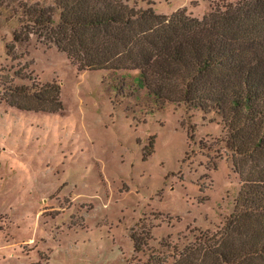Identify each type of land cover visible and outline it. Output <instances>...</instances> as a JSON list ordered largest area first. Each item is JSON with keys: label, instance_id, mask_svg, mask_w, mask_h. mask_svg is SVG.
<instances>
[{"label": "rangeland", "instance_id": "rangeland-1", "mask_svg": "<svg viewBox=\"0 0 264 264\" xmlns=\"http://www.w3.org/2000/svg\"><path fill=\"white\" fill-rule=\"evenodd\" d=\"M152 1L158 14L186 10L201 20L241 0ZM19 29L0 8V69L57 81L63 108L34 112L0 101V264H128L147 258L135 253L133 232L166 250L163 239L183 248L197 230L224 223L240 178L211 120L219 117L183 103L160 109L137 88L140 71H79L35 36L15 43ZM7 75L0 70V80Z\"/></svg>", "mask_w": 264, "mask_h": 264}, {"label": "trees", "instance_id": "trees-1", "mask_svg": "<svg viewBox=\"0 0 264 264\" xmlns=\"http://www.w3.org/2000/svg\"><path fill=\"white\" fill-rule=\"evenodd\" d=\"M154 5L152 0H52L50 5L0 0V8L18 19L15 43L35 36L66 54L79 71L138 70L137 88L160 109L183 103L205 118L219 117L211 120L225 134L240 178L233 212L216 230H197L183 248L166 238L161 246L167 251L156 249L149 234L133 232L135 253L147 258L128 264H264V0L216 5L201 20L186 10L158 14ZM0 70L8 74L0 80V101L25 111L63 108L57 81L36 80L26 68ZM241 162L253 166L242 169Z\"/></svg>", "mask_w": 264, "mask_h": 264}]
</instances>
